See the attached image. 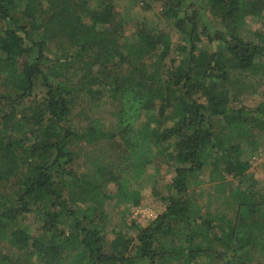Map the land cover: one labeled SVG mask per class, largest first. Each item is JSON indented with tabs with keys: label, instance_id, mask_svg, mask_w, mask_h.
<instances>
[{
	"label": "trees",
	"instance_id": "1",
	"mask_svg": "<svg viewBox=\"0 0 264 264\" xmlns=\"http://www.w3.org/2000/svg\"><path fill=\"white\" fill-rule=\"evenodd\" d=\"M159 1L183 43L147 22L127 40L116 0H0V182L11 185L0 239L19 254L0 251V264H254L264 253V193L241 145L257 148L264 106H232L242 77L264 70V33L242 28L264 0H205L212 19L192 0ZM85 97L117 103L115 123L78 121ZM83 143L103 155L82 162ZM153 158L173 167L165 210L136 239L110 240L108 206L141 204L133 182ZM208 165L237 181L226 192L233 218L203 214L191 197Z\"/></svg>",
	"mask_w": 264,
	"mask_h": 264
},
{
	"label": "rangeland",
	"instance_id": "2",
	"mask_svg": "<svg viewBox=\"0 0 264 264\" xmlns=\"http://www.w3.org/2000/svg\"><path fill=\"white\" fill-rule=\"evenodd\" d=\"M192 1L195 2L196 10L203 17L212 19L205 10V0ZM116 8L119 18L124 22L122 34L127 40H134L137 23L147 22L150 23V28H154L156 31L170 32L173 44L183 43L182 35L177 30H172L168 27L167 22L161 17L162 4L159 0H116ZM212 21L215 22V20ZM218 28H221V26H218ZM242 28L249 33V38L251 39H256L255 34L257 32L263 34L264 10L258 16L247 15L243 19ZM200 29L202 30V27ZM262 63L264 64V59ZM262 71L264 70L262 69ZM262 71L260 73L247 74L246 78L245 76L242 77L246 79L244 92L239 96V100L232 103L233 107L246 106L251 109L264 106V72L262 73ZM43 91V86L38 84L34 91V97H41ZM116 110L117 103L112 102L108 97L95 100L85 97L80 99V103L74 110V115L83 125L88 124L91 120H97L101 125L112 126L116 120L114 116ZM144 120L145 116L135 124L137 130ZM253 137L258 142V146L252 152L247 144L248 141L243 142L241 144L244 151L243 159L249 162V175L255 182L256 190L264 193V165L252 164L255 154L264 149V131H255ZM98 155H103V146L100 144L86 145L83 143L78 147V156L82 162L86 161L88 156L96 158ZM212 172V166L208 165L205 171L197 178L196 182L191 185V197L201 207V213L204 214L209 210L214 217L227 214L233 218L235 210L234 202L232 198L227 197L228 193L226 192H229L230 185H237V181L229 175H225L224 179H220L219 175L215 176L214 174L213 176ZM173 176L172 165L164 163L160 158H153L151 164L147 166L146 173L141 181L143 185L136 184L137 182L135 181L133 182L134 187L142 188L143 198L141 204L137 207L128 203L121 204L120 207L116 208L112 205L108 206V238L111 240L114 238L115 232L123 231L128 237L136 239L138 234L137 227L146 226L165 210L166 205L161 195H167V185L171 182ZM153 188L160 194L159 197L153 193ZM10 189V184H2L0 182V194ZM114 190L115 187L111 186L109 191L114 192ZM28 223L34 224L33 219L30 218ZM0 251L14 256L15 259L19 258V254L10 247L7 239H0ZM253 259L254 264H264V253H255ZM22 262L24 264H41L35 259L30 261L23 259Z\"/></svg>",
	"mask_w": 264,
	"mask_h": 264
},
{
	"label": "built area",
	"instance_id": "3",
	"mask_svg": "<svg viewBox=\"0 0 264 264\" xmlns=\"http://www.w3.org/2000/svg\"><path fill=\"white\" fill-rule=\"evenodd\" d=\"M253 165H264V149L256 153L252 159Z\"/></svg>",
	"mask_w": 264,
	"mask_h": 264
}]
</instances>
